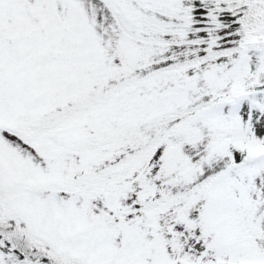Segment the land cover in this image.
<instances>
[{
    "label": "snow or ice",
    "instance_id": "6c2138e0",
    "mask_svg": "<svg viewBox=\"0 0 264 264\" xmlns=\"http://www.w3.org/2000/svg\"><path fill=\"white\" fill-rule=\"evenodd\" d=\"M0 264H264V0H0Z\"/></svg>",
    "mask_w": 264,
    "mask_h": 264
}]
</instances>
